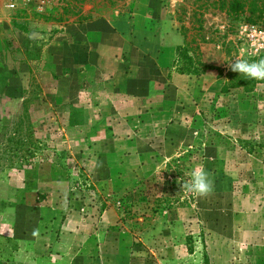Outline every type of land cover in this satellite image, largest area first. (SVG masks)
I'll list each match as a JSON object with an SVG mask.
<instances>
[{
    "label": "rangeland",
    "instance_id": "rangeland-1",
    "mask_svg": "<svg viewBox=\"0 0 264 264\" xmlns=\"http://www.w3.org/2000/svg\"><path fill=\"white\" fill-rule=\"evenodd\" d=\"M207 7L0 4V264H264V82L224 91L231 62L264 56V24ZM122 18L172 28L160 104L114 105L110 79L90 82L67 42L60 58L56 45L41 53L58 43L59 25ZM38 22L48 26L37 44L7 36ZM184 45L206 65L199 74L188 71ZM135 56L128 69L139 73ZM197 165L214 179L206 197L182 189Z\"/></svg>",
    "mask_w": 264,
    "mask_h": 264
},
{
    "label": "crops",
    "instance_id": "crops-1",
    "mask_svg": "<svg viewBox=\"0 0 264 264\" xmlns=\"http://www.w3.org/2000/svg\"><path fill=\"white\" fill-rule=\"evenodd\" d=\"M156 16L158 17L159 14ZM139 18L140 16L136 17V19ZM129 25L130 20L127 18L118 21L110 19L88 21L74 26L59 25L62 30L56 35L58 43L50 41L47 45L45 44L41 53L42 55L48 54L51 48L56 45L55 55L60 58L61 55L64 56L65 42H67L71 45L74 52L73 58L75 57L77 62L74 67L80 68L81 66L78 71L81 74L87 72L84 75L90 82L105 77L110 79V89L114 88V91H118V98H120L114 102V105L133 104L140 108L141 105L144 107L146 104L143 102V98L145 100L148 98L146 102H150L153 98V102L160 104L168 91H155V87L160 77H167L172 69V28L164 26V23L160 24L156 20L155 25L145 26L141 23L136 26ZM35 26L38 28H30L25 33L17 32L19 30L12 27L7 36L11 37L12 35L16 39L21 35L20 33L26 34L25 37L26 39L28 37L31 44H37L34 34H37L39 30L45 31L44 26L48 25L38 22ZM126 53L129 54L127 55L129 59L124 57ZM137 54L142 56L139 73L131 72L128 69L136 64L134 59ZM82 67H85V72L81 70ZM170 88L172 89V82ZM170 103H172V99H170ZM108 105L113 107L111 103Z\"/></svg>",
    "mask_w": 264,
    "mask_h": 264
},
{
    "label": "trees",
    "instance_id": "trees-1",
    "mask_svg": "<svg viewBox=\"0 0 264 264\" xmlns=\"http://www.w3.org/2000/svg\"><path fill=\"white\" fill-rule=\"evenodd\" d=\"M208 7H215L227 15L235 18H242L251 24H264V0H206ZM208 7L206 9H208ZM196 48L184 45L180 48L184 63L189 68V72L199 74L200 68L206 65L194 56ZM264 56L255 57L249 61L258 60ZM264 81L249 80L239 73L230 71V80L224 87L228 91L232 87H244L245 91H254L259 83Z\"/></svg>",
    "mask_w": 264,
    "mask_h": 264
},
{
    "label": "clouds",
    "instance_id": "clouds-1",
    "mask_svg": "<svg viewBox=\"0 0 264 264\" xmlns=\"http://www.w3.org/2000/svg\"><path fill=\"white\" fill-rule=\"evenodd\" d=\"M229 67L246 79L264 81V58L254 61L237 58ZM182 189L197 197H206L214 191V179L210 178V173L203 166L197 165L192 169L189 181H182Z\"/></svg>",
    "mask_w": 264,
    "mask_h": 264
},
{
    "label": "built area",
    "instance_id": "built-area-1",
    "mask_svg": "<svg viewBox=\"0 0 264 264\" xmlns=\"http://www.w3.org/2000/svg\"><path fill=\"white\" fill-rule=\"evenodd\" d=\"M3 4L9 10L23 9L28 10L32 4L40 11H44L46 5L56 4L58 0H0V4Z\"/></svg>",
    "mask_w": 264,
    "mask_h": 264
}]
</instances>
